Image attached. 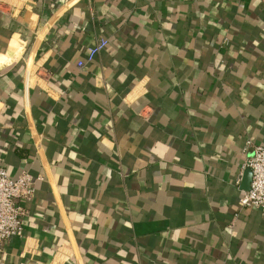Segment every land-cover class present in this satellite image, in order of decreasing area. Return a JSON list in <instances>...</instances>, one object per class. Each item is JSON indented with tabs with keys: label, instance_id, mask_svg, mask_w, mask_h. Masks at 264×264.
I'll return each instance as SVG.
<instances>
[{
	"label": "crops",
	"instance_id": "0c3cea01",
	"mask_svg": "<svg viewBox=\"0 0 264 264\" xmlns=\"http://www.w3.org/2000/svg\"><path fill=\"white\" fill-rule=\"evenodd\" d=\"M247 139L264 0H0V167L36 179L0 264H264Z\"/></svg>",
	"mask_w": 264,
	"mask_h": 264
},
{
	"label": "built area",
	"instance_id": "2783aa9c",
	"mask_svg": "<svg viewBox=\"0 0 264 264\" xmlns=\"http://www.w3.org/2000/svg\"><path fill=\"white\" fill-rule=\"evenodd\" d=\"M107 43L106 39H100L90 47L86 61L92 62L105 49ZM83 65L82 61L77 62V67L81 68ZM248 148H251V155L242 168L250 171L251 179L248 190L239 192L238 206L254 209L264 216V146L247 139L243 149L246 152ZM35 182L36 179L28 172H22L12 179L5 168L0 167V249L8 240L23 235L24 219L27 216L24 205L34 197Z\"/></svg>",
	"mask_w": 264,
	"mask_h": 264
},
{
	"label": "water",
	"instance_id": "95a60500",
	"mask_svg": "<svg viewBox=\"0 0 264 264\" xmlns=\"http://www.w3.org/2000/svg\"><path fill=\"white\" fill-rule=\"evenodd\" d=\"M247 174H248V176H249V177H250V179H251V174H250V171H249V170L247 171ZM248 188H249V184L246 186V189H245V191H246V190H248Z\"/></svg>",
	"mask_w": 264,
	"mask_h": 264
}]
</instances>
